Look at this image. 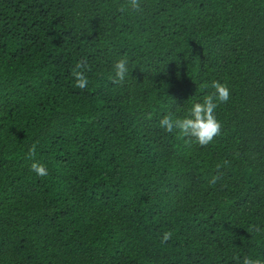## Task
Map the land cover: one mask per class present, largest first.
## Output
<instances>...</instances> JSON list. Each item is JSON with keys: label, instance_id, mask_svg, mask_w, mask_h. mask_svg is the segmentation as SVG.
<instances>
[{"label": "trees", "instance_id": "1", "mask_svg": "<svg viewBox=\"0 0 264 264\" xmlns=\"http://www.w3.org/2000/svg\"><path fill=\"white\" fill-rule=\"evenodd\" d=\"M127 3L0 0V264H264V0ZM213 81L212 143L159 127Z\"/></svg>", "mask_w": 264, "mask_h": 264}, {"label": "clouds", "instance_id": "2", "mask_svg": "<svg viewBox=\"0 0 264 264\" xmlns=\"http://www.w3.org/2000/svg\"><path fill=\"white\" fill-rule=\"evenodd\" d=\"M119 11L127 12L129 15L142 17L146 14L143 0H128L125 6ZM88 65L81 61L76 64L73 71L75 78V87L81 90L89 85L87 76ZM111 80L113 84L122 85L131 77V62L125 56L117 60L111 68ZM211 87L214 89L212 94L204 95L200 99H194L190 102L186 112L182 116H177L171 112H166L159 120V127L166 133L178 134L188 143H195L200 146L209 145L214 139L221 135V122L218 120L216 112L220 104L227 103L231 92L229 87L220 81H213ZM36 145L29 149V155L34 154ZM31 171L38 177H46L49 170L46 165L33 162L30 166ZM168 234L163 235V241H167ZM243 264H260L254 257H247Z\"/></svg>", "mask_w": 264, "mask_h": 264}]
</instances>
